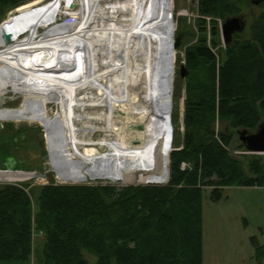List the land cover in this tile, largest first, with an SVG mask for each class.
<instances>
[{"label":"rangeland","instance_id":"374dc122","mask_svg":"<svg viewBox=\"0 0 264 264\" xmlns=\"http://www.w3.org/2000/svg\"><path fill=\"white\" fill-rule=\"evenodd\" d=\"M166 1L157 0L156 8L147 9L137 21L139 30L127 35L128 41L140 45L139 56L125 54L118 44L104 37L102 31L108 30L110 23L99 0H26L15 10L0 13V47L12 49L15 42L25 41L30 35L47 46H64L70 37L72 45L65 49L70 54L80 47L70 60L68 53L58 54L60 86L50 92L42 91L33 97L27 88L19 87L17 92L0 94V118L4 125L0 132V168L37 171L47 180L6 183L8 177L4 176L0 190L11 186L33 195L52 184L116 188L169 184V155L184 148L186 100L193 94L188 90L198 81H207L208 76L202 77L204 71L193 73L188 80L181 76L187 51L202 39L198 20L204 17L199 12V0ZM253 1L234 2L239 14L246 18L245 33L237 36L238 40L252 39V27L264 13V0L259 5ZM168 8L176 23L172 31L166 20ZM61 15L67 17L60 27L57 17ZM206 20L210 44L213 19ZM215 21L220 27V46L211 50L217 57L218 70L226 62V45L222 20ZM6 31L17 35L9 46L1 39ZM181 32L188 35L182 41V49L168 54L164 47L173 44ZM134 66L144 70L135 71ZM132 77L145 91L134 102L128 92L117 94L111 86L113 79L130 81ZM167 112L172 143L165 147L161 126L166 123ZM224 128L216 123L215 139L232 158L246 167L256 158L264 160V154L240 149L239 131L233 128V140L226 146L220 137ZM60 156L72 158L58 159ZM181 170L192 173L195 165L185 162ZM213 180L218 181L215 177ZM215 188H203L204 264H264V258L257 261L253 243L257 240L264 245V188L218 186L223 198L213 202L210 195ZM34 243L36 256L42 258L44 237L35 233ZM83 256L88 264H97L92 253L84 251Z\"/></svg>","mask_w":264,"mask_h":264},{"label":"trees","instance_id":"16d2710c","mask_svg":"<svg viewBox=\"0 0 264 264\" xmlns=\"http://www.w3.org/2000/svg\"><path fill=\"white\" fill-rule=\"evenodd\" d=\"M23 1L0 0V13L15 10ZM234 2L199 0L202 39L186 53V80L199 71L208 77L188 90L193 94L186 100L184 148L171 154L169 184L123 188L52 184L33 195L4 187L0 262L88 264L83 256L88 251L97 264H204L203 188L216 187L210 195L213 202L223 198L218 186L264 188V160L256 158L246 167L215 139L217 122L225 127L220 137L226 146L233 140L230 128L255 134L264 124V13L252 27V39H236L244 31L228 42L226 62L218 70L211 50L220 46L216 19L223 24L234 17L246 20ZM206 18L213 19L210 44ZM180 35L183 40L188 36ZM138 67L135 71L144 70ZM240 149L246 150L243 143ZM185 162L195 165L192 173L181 170ZM35 233L45 239L42 258L36 256ZM253 243L259 261L264 245Z\"/></svg>","mask_w":264,"mask_h":264},{"label":"bare ground","instance_id":"6f19581e","mask_svg":"<svg viewBox=\"0 0 264 264\" xmlns=\"http://www.w3.org/2000/svg\"><path fill=\"white\" fill-rule=\"evenodd\" d=\"M99 3L101 5L99 7H101L107 21L110 23V28L102 31L104 37L110 42L118 44L125 54L139 56L141 53L140 45L138 42L132 43L130 39L128 41L127 35L139 30L136 25L137 21L147 9L154 10L156 8L157 0H99ZM66 17V15L57 17L60 27L63 25ZM1 39L5 46H9L12 42L16 41L17 35L12 31H6ZM65 41L66 44L64 46H47L43 41H37L35 35H30L25 41L15 42L16 46L12 49L0 47V94L17 92L18 88L21 87L27 88L32 92V96L34 97L37 93H41L42 91H45V93L50 92L53 87L60 86V70L57 62L58 54L68 53L70 60L80 50V47L73 52L71 50L70 54L65 49L71 47V38L68 37ZM137 69V67H133V70ZM43 78H45V85H42ZM113 81L111 86L114 88V92L122 95L128 92L129 95H132V102L145 94L144 89L139 87L133 77L130 78V81L126 78L113 79ZM0 121L2 122L1 118ZM72 157L74 158L73 155ZM72 157L60 156L59 158L56 157V160L57 158H63L64 160ZM170 157L171 153L169 155V165H171ZM54 166H56V163H54ZM5 170H10V168L0 169V181H2L4 176L8 177L4 182L25 181L32 176V174L20 173V171L19 173H16V171L8 173Z\"/></svg>","mask_w":264,"mask_h":264},{"label":"water","instance_id":"95a60500","mask_svg":"<svg viewBox=\"0 0 264 264\" xmlns=\"http://www.w3.org/2000/svg\"><path fill=\"white\" fill-rule=\"evenodd\" d=\"M167 1L165 2L166 4H167ZM262 2H263V0H254L253 4L259 5ZM71 7L75 8V5L72 4ZM168 10L169 11L167 12L166 20L168 22V25L170 26L171 31H172L173 26L176 23L174 21V13H172L170 8H168ZM245 27H246V22L240 17H234V18L227 20L222 26V35L224 38L225 45H227L228 42L232 41L235 35L242 34L245 31ZM169 37L171 39L172 34H170ZM170 39H168L169 42H170ZM182 40H183V36L182 35L178 36L175 40H173V42H174L173 44H170V45L168 44V45H166V47H164L165 51L167 49L168 54H170V55L173 54L174 52H177V50L182 45ZM170 43H172V42H170ZM166 56H167V53H166ZM164 69H166V68H164ZM188 75H189V71L187 70L186 66L183 65L181 67V76L183 79H186L188 77ZM168 92H170V89L168 90ZM165 121H166V123L164 125V131L162 132L163 133L162 135L164 138H162V135H160V138L163 139L164 146L168 147L169 144L172 143V132H171L169 125H168V121H169L168 120V112L166 113V120ZM161 127H163V126H161ZM3 129H4V125L0 121V132ZM159 133L160 132L158 131V135H159ZM239 136H240V141L245 145L246 150L248 152L255 153V154H262V155L264 154V124H262L259 127L258 132L255 134H249L247 131H240ZM170 159H171V157H170ZM170 177H171V175H170ZM149 184L161 185V184H156V183H149Z\"/></svg>","mask_w":264,"mask_h":264},{"label":"built area","instance_id":"2783aa9c","mask_svg":"<svg viewBox=\"0 0 264 264\" xmlns=\"http://www.w3.org/2000/svg\"><path fill=\"white\" fill-rule=\"evenodd\" d=\"M67 21H72L71 19L70 20H67ZM220 25H221V28H222V26H223V22H221L220 21ZM247 153H250V152H248V151H246ZM251 154V153H250ZM6 172H13V171H16V173H19V171H20V173H23V174H27V175H30V174H32V176H30V178H28V179H26L25 181H15V182H6V183H24V182H27V181H33V180H35L36 182H40V183H45L47 180L45 179L46 177L45 176H43L42 174H40V173H38L37 171L35 172V171H33V173L32 172H26V171H22V170H14V169H10V170H5ZM40 176H42V178H40ZM43 180H45V181H43Z\"/></svg>","mask_w":264,"mask_h":264}]
</instances>
